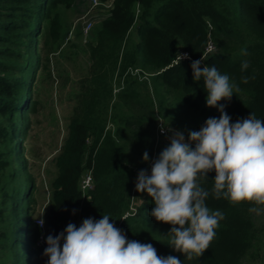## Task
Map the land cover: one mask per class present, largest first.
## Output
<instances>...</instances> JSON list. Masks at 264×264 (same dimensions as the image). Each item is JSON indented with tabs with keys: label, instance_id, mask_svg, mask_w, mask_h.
Here are the masks:
<instances>
[{
	"label": "trees",
	"instance_id": "trees-1",
	"mask_svg": "<svg viewBox=\"0 0 264 264\" xmlns=\"http://www.w3.org/2000/svg\"><path fill=\"white\" fill-rule=\"evenodd\" d=\"M73 2L0 0V264H46L48 257L42 253L48 234L55 236L68 223L79 227L83 219L99 220L105 214L129 240L151 243L161 256H176L183 264H242L257 241L259 229L250 210L256 206L213 198L215 172H209L202 182L210 193L206 204L224 218L203 256L185 259L167 244L172 226L150 215L152 198L135 190L138 171H150L136 156L147 151L155 159L169 144L155 145L156 110L186 138L207 118L219 117L217 108L206 106L203 79L194 81L190 67L204 56L208 40L215 52L205 54L209 57L201 67L215 65L239 86L229 101L219 102L226 105L231 122L250 112L264 120V0H113L88 34L91 74L81 85L53 159L56 171L44 215V242L37 245L41 228L31 213L33 183L21 178L26 169L14 165L11 153L20 133L19 114L32 103L27 81L42 67L38 50L34 52L38 38L47 32L55 49L61 45L66 33L56 10ZM80 35L81 30L76 33ZM245 49L247 56L241 54ZM179 50L191 60H181L177 67ZM244 60L250 65L241 72ZM134 69L135 74L130 72ZM242 76L249 77L247 83L241 82ZM88 170L93 186L84 196L80 182Z\"/></svg>",
	"mask_w": 264,
	"mask_h": 264
},
{
	"label": "clouds",
	"instance_id": "clouds-1",
	"mask_svg": "<svg viewBox=\"0 0 264 264\" xmlns=\"http://www.w3.org/2000/svg\"><path fill=\"white\" fill-rule=\"evenodd\" d=\"M209 52L214 53L215 47ZM241 54L247 56L248 52L245 49ZM175 56L177 67L181 60L190 59L188 53ZM208 57L201 55L190 67L194 81L203 79L206 106L217 108L219 117L207 118L198 131H188L187 138L183 130L160 123V132L170 133L166 135L169 144L152 161L150 173L139 170L135 181V190L152 198L150 215L172 226L167 244L188 260L203 256L224 218L223 212L206 204L210 193L202 182L208 180L209 172H215L213 198L227 199L234 205L247 202L256 206L252 211L264 208V120L250 112L246 118L231 122L226 105L219 102L229 101L239 86L215 65L201 67ZM249 65L250 61H242L241 72ZM248 80L241 77L242 83ZM149 159L145 151L142 160ZM44 210L35 218L39 227L45 223ZM45 243L42 254L48 257L46 264H183L176 256L159 255L151 243L129 240L107 214L99 220L85 218L79 227L68 223L55 236L48 234Z\"/></svg>",
	"mask_w": 264,
	"mask_h": 264
},
{
	"label": "rangeland",
	"instance_id": "rangeland-1",
	"mask_svg": "<svg viewBox=\"0 0 264 264\" xmlns=\"http://www.w3.org/2000/svg\"><path fill=\"white\" fill-rule=\"evenodd\" d=\"M108 10L101 6L91 9L90 0H74L71 7L60 6L56 10L60 16L62 33H66L61 45L55 49L47 32L38 38V49L34 52L36 54L38 50L42 67L32 79L27 81L32 86V103L27 112L19 114L20 133L14 140V149L11 153L14 165L26 169L21 173V178L26 179L27 184L33 183L30 206L34 218H37L45 206L49 205L50 183L56 171L53 159L65 139L66 126L78 104L77 95L82 91L81 85L91 74V60L87 50L89 36H84L83 32L82 36H76V33L82 29V20L77 21V19L89 13L87 18L94 26L107 15ZM131 35L137 39L135 30H132ZM117 80V77L114 78V89L118 88ZM114 89L113 100H117L115 98L117 90ZM160 123L164 126L169 124L167 119L156 110L155 145L169 142L165 135L159 133ZM192 146L194 147V144ZM136 157L141 159L142 154H137ZM149 158L147 165L151 169L153 154ZM252 214L259 232L251 254L243 259L242 264H264V208L253 211Z\"/></svg>",
	"mask_w": 264,
	"mask_h": 264
},
{
	"label": "built area",
	"instance_id": "built-area-1",
	"mask_svg": "<svg viewBox=\"0 0 264 264\" xmlns=\"http://www.w3.org/2000/svg\"><path fill=\"white\" fill-rule=\"evenodd\" d=\"M90 2H91V9L94 8L95 6L106 7L107 9H109L111 7V5H112L113 0H106V1H103V2L100 1V0H90ZM88 15H89V13H87L84 16H81L80 18L77 19V21L78 20H82L81 21L82 22V24H81L82 25L81 31L84 33V36H88V34H89V32H90V30H91V28L93 26L92 21L89 20V18H87ZM210 47H215V46H214V44L210 40H208V42L206 44V47H205L204 55L207 54V53H209V48ZM178 52L179 53H187L184 50H179ZM184 60H191V58L190 59H184ZM130 72L135 74V73L138 72V70L137 69H134V70H131ZM114 90L116 91V90H118V88L117 89H114ZM159 133L161 135H163V136L164 135L165 136L167 135V134H162L160 132V130H159ZM92 186H93L92 174H91V171L88 170L83 175V177L81 179V182H80V188H81V191H82V193H83L84 196H85L86 191L89 190V189H91ZM43 219H44V217H43ZM36 223H37V221H36ZM45 227H46L45 226V223H44L43 227H40L41 228V234H40V236L38 238V241H37V245H39V246L42 245L43 242H44Z\"/></svg>",
	"mask_w": 264,
	"mask_h": 264
}]
</instances>
